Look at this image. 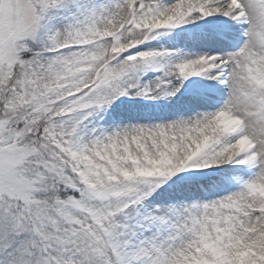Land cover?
<instances>
[{
	"label": "snow or ice",
	"instance_id": "obj_1",
	"mask_svg": "<svg viewBox=\"0 0 264 264\" xmlns=\"http://www.w3.org/2000/svg\"><path fill=\"white\" fill-rule=\"evenodd\" d=\"M0 264H264V0H0Z\"/></svg>",
	"mask_w": 264,
	"mask_h": 264
}]
</instances>
